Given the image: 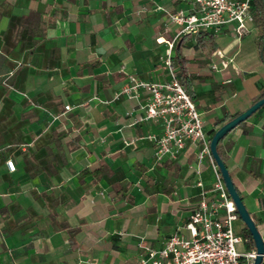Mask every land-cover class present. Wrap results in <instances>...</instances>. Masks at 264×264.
<instances>
[{
    "label": "crops",
    "instance_id": "1",
    "mask_svg": "<svg viewBox=\"0 0 264 264\" xmlns=\"http://www.w3.org/2000/svg\"><path fill=\"white\" fill-rule=\"evenodd\" d=\"M155 6L189 8L177 0H0V264H137L139 240L158 248L187 219L194 183L210 189L211 170L203 161L195 174L188 145L174 160L154 161L142 137L159 127L133 123L142 101H111L127 75L167 78L166 45L154 40L170 41L176 28ZM245 34L236 40L225 27L210 49L193 48L191 36L174 43L207 137L264 92V65ZM224 36L235 45L221 50L214 40ZM216 50L233 67L210 72ZM219 151L264 245V105Z\"/></svg>",
    "mask_w": 264,
    "mask_h": 264
},
{
    "label": "built area",
    "instance_id": "2",
    "mask_svg": "<svg viewBox=\"0 0 264 264\" xmlns=\"http://www.w3.org/2000/svg\"><path fill=\"white\" fill-rule=\"evenodd\" d=\"M177 1L187 2L188 10L166 11L155 6V10L162 12L166 24L176 28L170 41H164L162 37L154 40L158 45H166L160 61L166 69L167 78L142 81L127 75L125 84L113 93L111 101L122 97L142 101L138 105L141 116L133 123L147 122L159 127V133L142 137L154 146L155 162L164 158L174 160L188 145L195 151V174L205 161L211 170L213 182L208 190L203 189L199 180L194 183L198 195L193 209L182 226L169 234L160 247H147L139 240L141 253L137 264H252L256 256L254 249L237 248L243 243L232 227L238 218L210 155L209 137L203 131L200 114L170 66L174 43L181 37L205 33L215 35L221 29L231 27L233 36L240 40L246 33V23L251 22L248 15L250 0ZM214 55L218 62L209 65L213 73L221 72L228 65L233 67L232 59L225 57L221 51H214ZM11 76L12 73H8L6 80ZM93 99L97 100L95 97ZM98 102L106 104L105 101ZM64 108L70 110L69 106ZM6 167L11 172L15 170L12 161H6ZM260 264H264V252Z\"/></svg>",
    "mask_w": 264,
    "mask_h": 264
},
{
    "label": "water",
    "instance_id": "3",
    "mask_svg": "<svg viewBox=\"0 0 264 264\" xmlns=\"http://www.w3.org/2000/svg\"><path fill=\"white\" fill-rule=\"evenodd\" d=\"M264 104V96L260 99L256 100L252 105H250L247 109H245L240 114L226 121L222 125H220L209 138V152L215 163L224 188L227 192L229 199L231 200L235 213L242 223V225L248 231L251 241L253 243V249L255 251V258L253 259L252 264H260L261 255L264 252V245L261 240L260 235L258 234L254 223L252 222L246 208L244 207L239 194L234 188L230 176L225 168L222 160L220 159L217 151L216 145L217 143L224 138L226 134L232 131L236 126H238L241 122H244L250 115H252L257 109H259Z\"/></svg>",
    "mask_w": 264,
    "mask_h": 264
},
{
    "label": "trees",
    "instance_id": "4",
    "mask_svg": "<svg viewBox=\"0 0 264 264\" xmlns=\"http://www.w3.org/2000/svg\"><path fill=\"white\" fill-rule=\"evenodd\" d=\"M248 15L250 17L251 22L255 28V44H256V52L259 60L264 65V0H250L248 7ZM195 44L193 48H198L202 46H211L213 41V34H198L195 36ZM185 59L182 58L177 53L170 58V66L174 71L175 77L180 85L184 88L189 98L192 100V96L187 90L185 85L184 77H185ZM264 96V92L260 95L259 99ZM264 105V104H263ZM262 105V106H263ZM261 106V107H262ZM242 123V122H241ZM240 123V124H241ZM213 133H209V138ZM221 141V140H220ZM220 141L216 145V151L220 157L219 144ZM221 159V158H220ZM238 218V217H237ZM240 236L243 240V243L247 249H253V243L251 241V237L243 226L240 230Z\"/></svg>",
    "mask_w": 264,
    "mask_h": 264
},
{
    "label": "rangeland",
    "instance_id": "5",
    "mask_svg": "<svg viewBox=\"0 0 264 264\" xmlns=\"http://www.w3.org/2000/svg\"><path fill=\"white\" fill-rule=\"evenodd\" d=\"M253 23L252 22H248L246 23V34H245V41H248V42H251V44L253 43V41L255 40V32L253 30ZM215 44H216V47L221 49V50H225L226 48H228L229 46H234L235 45V41L231 40L230 38H228L227 36H224L222 38H216L214 40ZM227 46L226 48H223V46ZM212 47L208 46V49H210ZM210 64V62L208 63V65ZM210 72H212L211 70H209ZM213 73V72H212ZM202 118V117H201ZM232 227H233V231L235 234H238L240 236V230L243 228V225L242 223L240 222L239 219L235 220L233 223H232ZM241 246L242 247V250H248L244 243H242L241 245H238V249L240 250L241 249Z\"/></svg>",
    "mask_w": 264,
    "mask_h": 264
}]
</instances>
